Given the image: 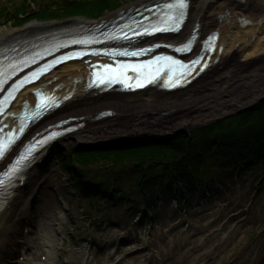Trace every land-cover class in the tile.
<instances>
[{"label":"rangeland","instance_id":"1","mask_svg":"<svg viewBox=\"0 0 264 264\" xmlns=\"http://www.w3.org/2000/svg\"><path fill=\"white\" fill-rule=\"evenodd\" d=\"M6 1L0 0V7ZM56 1L38 0L32 8L36 10L40 4ZM149 1L153 0L136 3L122 0L119 10L105 13L98 20L61 22L98 23ZM191 3L192 8L193 0ZM1 23L0 34L13 30ZM234 78L233 75L231 79ZM192 128L167 136L156 133L85 144L71 141L52 151L43 173L25 192L28 198L23 202L27 206L18 204L11 214V247L6 250L9 255L2 264H38L33 257L38 258L39 244L48 253V264H264V184L257 180V172L249 173L244 179L231 175L223 184L217 183L216 195L193 197L185 205L157 200L150 215L142 214L135 176L120 175L117 186L127 190V195L115 206L99 205L95 216L90 212L88 200L79 196L60 163L61 155L77 144L92 147L116 141L166 140L187 135ZM106 167H91L89 177L94 181L104 177L108 180ZM131 199L135 201L128 202ZM151 216L154 218L150 220ZM18 217L24 223L16 225ZM24 225L26 236L22 234ZM236 242L239 247L231 253V259H225L224 248ZM134 259L137 262L133 263Z\"/></svg>","mask_w":264,"mask_h":264},{"label":"bare ground","instance_id":"2","mask_svg":"<svg viewBox=\"0 0 264 264\" xmlns=\"http://www.w3.org/2000/svg\"><path fill=\"white\" fill-rule=\"evenodd\" d=\"M193 2L185 30L169 40L174 45L179 44L198 23L201 35L199 42L217 30L218 47L222 46V51L218 54L217 49L211 59L217 57L218 63H212L210 69L186 89L172 93L157 91L154 88L132 94L88 92L85 89L88 72L81 63L68 64L54 71L43 81L50 85L43 89L50 91L57 88L54 94L59 98L67 94L72 96L57 112L39 123L30 137L46 126L71 117L83 118L85 126L53 144L49 152L28 171L0 211V264L9 255L6 250L11 247L9 244L12 232L9 226L11 214L18 204L27 206L23 202L28 198L25 192L43 173L46 159L52 151L71 141L85 144L156 133L167 136L201 126L216 118L227 116L230 112L251 106L264 95V0H193ZM109 19L110 17H106L103 20ZM78 24H84V21L31 23L21 29L0 34V46L20 35ZM93 24L95 23L87 25ZM199 50L200 46L197 45L190 59L197 55ZM233 75L236 78L231 79ZM24 95L21 94L18 99H22ZM27 100L33 103L31 97ZM104 111H111L112 116L95 118ZM239 245V242L233 246L227 245L222 252L224 258L231 259V253ZM39 251L43 250L40 248ZM36 259L33 257V261ZM132 262H137V259Z\"/></svg>","mask_w":264,"mask_h":264},{"label":"trees","instance_id":"3","mask_svg":"<svg viewBox=\"0 0 264 264\" xmlns=\"http://www.w3.org/2000/svg\"><path fill=\"white\" fill-rule=\"evenodd\" d=\"M36 1L7 0L0 7V22L19 28L31 22L75 17L96 20L122 7V0H77L33 10ZM60 163L95 216L99 205H115L127 195V190L117 186L118 177L125 174L135 176V186L149 214L155 201H168L176 193L179 203L183 199L189 202L195 193L200 195L205 190L215 195L217 183L223 184L231 175L244 179L257 172V180L264 184V101L252 110L167 140L118 141L95 147L76 145L61 155ZM103 165L107 166L105 176L109 179L91 180L88 170ZM123 170L126 173L122 174Z\"/></svg>","mask_w":264,"mask_h":264},{"label":"snow or ice","instance_id":"4","mask_svg":"<svg viewBox=\"0 0 264 264\" xmlns=\"http://www.w3.org/2000/svg\"><path fill=\"white\" fill-rule=\"evenodd\" d=\"M159 11L156 12V21L154 23H149L148 25L140 24V29H132L131 25H126V28L132 29L133 36H129L125 27H119V31L123 32L122 37L113 36L112 39H122L127 41L129 45L139 50H123L117 52L103 53L109 56H123V57H140L142 55H147L148 53L154 51L153 48H143L139 42H137L134 37H141L147 35H154L156 33H167V32H177L181 31L182 25L184 23L187 9L189 7V0H163L162 3L157 5ZM121 17L124 15L120 14ZM115 22V18H113ZM215 36L210 37L206 41L209 46H211L212 41ZM79 43H85L84 41H78ZM196 43V38L194 35L186 37L180 42L179 46L173 47V50L180 54H186L193 51V45ZM155 47H160L156 45ZM87 54V53H85ZM99 55L101 53H93ZM71 58H78L69 56ZM202 57H197L191 63L193 65L198 64ZM64 58H60L59 62H63ZM55 64L52 65L54 67ZM185 66L181 61L174 58L173 56H156L153 60L149 61L147 64H104L100 66H94L99 70L93 71V81L92 84L96 86L108 85L112 83L124 84L127 88H139L144 87L145 83H152L156 79L160 78L162 75L167 78L164 79V84L168 87H176L179 85L182 79L185 78L187 74H190V70L179 71V68H184ZM50 68H41L36 72H33L31 76L25 77L24 80L18 81L13 84L10 89L7 90V95L0 100V112L4 109L2 105L10 104L11 100L15 98V93L20 90L26 83L33 82L34 79H39L40 75L44 72L49 71ZM133 73L134 75H129ZM178 73V74H177ZM3 65H0V92L6 91L5 85L11 79ZM134 80L135 84L130 81ZM92 86V85H90ZM43 103L39 106L38 112H43L48 105V100L43 97ZM38 114V113H37ZM24 125H21L18 131L22 134L24 132ZM18 137L14 132H10L8 135L0 138V172H3V177H0V188L8 187L9 182L12 178L21 170L25 161H28L32 155L33 148L29 147L24 152H20L17 147Z\"/></svg>","mask_w":264,"mask_h":264},{"label":"water","instance_id":"5","mask_svg":"<svg viewBox=\"0 0 264 264\" xmlns=\"http://www.w3.org/2000/svg\"><path fill=\"white\" fill-rule=\"evenodd\" d=\"M245 24H246V21H243ZM209 53V51L207 50H204L203 52V56H206L207 54ZM262 100H264V96H262L259 100L256 101L255 105H258ZM253 106H250V107H247V108H244V109H240V110H237L235 111L233 114H237V113H240L244 110H248V109H251Z\"/></svg>","mask_w":264,"mask_h":264}]
</instances>
